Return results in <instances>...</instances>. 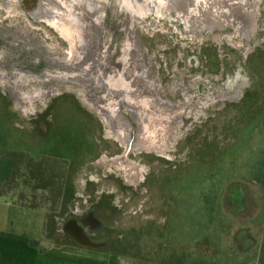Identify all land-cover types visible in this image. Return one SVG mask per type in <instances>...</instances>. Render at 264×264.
<instances>
[{"label": "rangeland", "instance_id": "374dc122", "mask_svg": "<svg viewBox=\"0 0 264 264\" xmlns=\"http://www.w3.org/2000/svg\"><path fill=\"white\" fill-rule=\"evenodd\" d=\"M154 1L0 0V116L28 149L4 185L23 211L0 214L42 229L41 248L82 245L76 224L84 247L157 264L201 184L221 185L245 248L263 245L246 175L264 148V0Z\"/></svg>", "mask_w": 264, "mask_h": 264}, {"label": "trees", "instance_id": "16d2710c", "mask_svg": "<svg viewBox=\"0 0 264 264\" xmlns=\"http://www.w3.org/2000/svg\"><path fill=\"white\" fill-rule=\"evenodd\" d=\"M28 150L20 142L14 140L10 131L0 116V197H7L9 193L17 190V185L9 190L4 185L11 181L13 177L14 160L10 152ZM259 160L255 161L247 173V178L258 185L264 195V148L259 153ZM205 181V180H204ZM204 188L198 194V201L201 203L196 208V212L190 216L187 222L179 229V232L166 233L161 244L159 261L161 264L164 259L165 264H175V259L181 262V256L184 257L182 264H256L264 263V241L263 245L257 249L255 246L245 248L240 243L234 246H224L223 236L230 232L232 223L222 215L220 210V186L212 184H201ZM33 194H22L19 200L23 201L22 206L37 208L39 206H30L29 199ZM9 196V195H8ZM36 196V195H35ZM33 196V197H35ZM15 199V197H13ZM43 207H40L42 209ZM195 211V210H194ZM243 226H239V229ZM183 244L194 243L197 250L188 247L177 249L169 248L164 254V244H174V242ZM31 245L38 247V240H31ZM113 254L119 255L116 252ZM175 256V257H174ZM222 257V258H221ZM183 261V260H182ZM226 261V263H224Z\"/></svg>", "mask_w": 264, "mask_h": 264}, {"label": "crops", "instance_id": "0c3cea01", "mask_svg": "<svg viewBox=\"0 0 264 264\" xmlns=\"http://www.w3.org/2000/svg\"><path fill=\"white\" fill-rule=\"evenodd\" d=\"M0 205H6L7 209L14 211H23L21 207L15 206L13 202L5 197H0ZM35 211V210H31ZM22 217H13L0 214V264H124L123 259L115 254H104L98 252L97 248L84 247L82 245H51L45 248L31 245V240L40 241L43 235L42 229L38 232V237H32L23 231ZM16 226H18L16 228ZM43 227V226H42ZM232 230H230L231 232ZM240 231V230H238ZM230 232L226 235H230ZM227 246L240 243L236 230L232 231ZM242 245V244H241ZM182 247L197 250V245L189 243L174 242V244H164V254L169 249H181ZM95 249V250H94ZM175 257V256H174ZM183 260V261H182ZM184 257L181 256V262L175 259V264H182ZM161 264H165L162 259Z\"/></svg>", "mask_w": 264, "mask_h": 264}, {"label": "bare ground", "instance_id": "6f19581e", "mask_svg": "<svg viewBox=\"0 0 264 264\" xmlns=\"http://www.w3.org/2000/svg\"><path fill=\"white\" fill-rule=\"evenodd\" d=\"M145 1H146V0H145ZM158 1H159V0H158ZM205 1H206V0H205ZM230 1H231V0H230ZM233 1H235V0H233ZM237 1H238V0H237ZM242 1H243V0H242ZM242 1H241V2H242ZM67 2H68V1H67ZM72 2H73V1H72ZM154 2H156V0H155ZM161 2H162V0H161ZM172 2H173V1H172ZM213 2H214V1H213ZM228 2H229V1H228ZM85 3H86V2H85ZM148 3H149V2H148ZM157 3H158V2H157ZM159 3H160V2H159ZM207 3H208V2H207ZM235 3H236V2H235ZM237 3H238V2H237ZM73 4H74V3H73ZM75 4H76V3H75ZM83 4H84V3H83ZM86 4H88V3H86ZM89 4H90V3H89ZM129 4H130V3H129ZM142 4H143V3H142ZM144 4H145V3H144ZM146 4H147V3H146ZM216 4H218V3H216ZM225 4H226V3H225ZM225 4H224V5H225ZM228 4H231V3H228ZM224 5H223V6H224ZM234 5H236V4H234ZM240 5H241V4H240ZM74 6H75V5H74ZM76 6H77V5H76ZM80 6H81V5H80ZM84 6H85V5H84ZM103 6H104V5H103ZM120 6H121V4H120ZM142 6H144V5H142ZM145 6H146V5H145ZM148 6H150V5H148ZM148 6H147V7H148ZM171 6H172V5H171ZM212 6H213V5H212ZM238 6H239V5H238ZM82 7H83V6H82ZM90 7H91V6H90ZM92 7H93V6H92ZM124 7H125V6H124ZM134 7H135V6H134ZM180 7H181V5H180ZM213 7H214V6H213ZM84 8H85V7H84ZM126 8H127V7H126ZM145 8H146V7H145ZM174 8H175V7H174ZM206 8H207V7H206ZM206 8H205V9H206ZM214 8H216V7H214ZM229 8H230V7H229ZM40 9H41V8H40ZM90 9H91V8H90ZM146 9H147V8H146ZM183 9H184V8H183ZM211 9H212V8H211ZM230 9H231V8H230ZM124 10H125V9H124ZM217 10L219 11V9H216V11H217ZM90 11H91V10H90ZM92 11H93V10H92ZM193 11H194V10H193ZM231 11H232V10H231ZM53 12H55V11H53ZM53 12H51V13H53ZM131 12H132V11H130V13H131ZM45 13H46V12H45ZM55 13H56V12H55ZM87 13H88V12H87ZM92 13H93V12H92ZM128 13H129V12H128ZM207 13H208V12H207ZM210 13H211V12H210ZM213 13H214V12H213ZM213 13H212V14H213ZM239 13H240V12H239ZM41 14H43V12H42ZM41 14H40V15H41ZM56 14H57V13H56ZM90 14H91V13H90ZM135 14H136V13H135ZM223 14H224V13H223ZM234 14H236V11H235ZM34 15H36V14H34ZM37 15H38V14H37ZM46 15H47V14H46ZM53 15H54V14H53ZM92 15H93V14H92ZM142 15H143V14H142ZM51 16H52V15H51ZM57 16H59V15H57ZM212 16H213V15H212ZM216 16H217V15H216ZM226 16H227V15H226ZM234 16H235V15H234ZM91 17H92V16H91ZM228 17H229V16H228ZM46 18H47V17H46ZM67 18H68V17H67ZM73 18H74V17H73ZM59 19H62V18L59 17ZM64 19H65V18H64ZM69 19H70V18H69ZM76 19H77V18H76ZM80 19H81V18H80ZM80 19H79V20H80ZM94 19H95V18H93V20H94ZM51 20H52V19H51ZM215 20H216V19H215ZM65 21H66V20H65ZM68 21H70V20H67L66 22H68ZM59 22H60V20H59ZM96 22H97V21H96ZM56 23H57V22H56ZM64 23H65V22H64ZM71 23H72V22H71ZM59 25H60V23H59ZM65 25H66V24H63L64 27H65ZM77 25H78V24H77ZM97 25H98V24H97ZM69 26H70V25H69ZM69 26H68V27H69ZM79 27H80V26H79ZM61 31H63V30H61ZM72 31H73V30H72ZM59 32H60V31H59ZM62 33H63V32H62ZM72 33H73V32H72ZM74 34H75V33H74ZM70 35H71V33H70ZM71 36H72V35H71ZM66 233H67V232H66ZM69 235H72L73 237H76L74 234H69ZM79 236H80V235H79ZM80 237H82V238H80L79 240L77 239L78 237H76L75 239L78 240L81 244H84V245H87V246H88V245L91 246L92 243H91L90 241H88L85 237H83V235L80 236ZM83 240H85L86 242H84Z\"/></svg>", "mask_w": 264, "mask_h": 264}, {"label": "flooded vegetation", "instance_id": "af4514ba", "mask_svg": "<svg viewBox=\"0 0 264 264\" xmlns=\"http://www.w3.org/2000/svg\"><path fill=\"white\" fill-rule=\"evenodd\" d=\"M73 224V223H72ZM74 225V227L73 226H71V225H67L66 227H65V232H67L68 234H74L76 237H78L77 239L79 240L80 238H82V237H80V236H82L83 235V237H85L87 240H88V238L84 235V233H82V231H81V229L76 225V224H73ZM80 235V236H79ZM72 236V235H71ZM76 237H74V238H76ZM84 242H86L85 240H83ZM88 241H90V240H88ZM91 242V241H90ZM82 245H84V244H82Z\"/></svg>", "mask_w": 264, "mask_h": 264}]
</instances>
